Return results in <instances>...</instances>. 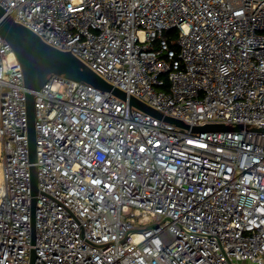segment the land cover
<instances>
[{
  "label": "built area",
  "instance_id": "obj_1",
  "mask_svg": "<svg viewBox=\"0 0 264 264\" xmlns=\"http://www.w3.org/2000/svg\"><path fill=\"white\" fill-rule=\"evenodd\" d=\"M0 5L128 97L55 73L34 91L33 243L27 89L0 35V264H264V0Z\"/></svg>",
  "mask_w": 264,
  "mask_h": 264
},
{
  "label": "water",
  "instance_id": "obj_2",
  "mask_svg": "<svg viewBox=\"0 0 264 264\" xmlns=\"http://www.w3.org/2000/svg\"><path fill=\"white\" fill-rule=\"evenodd\" d=\"M0 35L12 47L24 73L26 91V107H27V126L29 138V154L32 176V232L33 243L36 238L35 225V210H36V195L39 192L38 188V170L35 165L37 159L36 152V112H35V96L34 91L39 90L47 81L50 74H62L68 78L83 81L96 86L97 88L110 91L114 95L126 100L127 94L125 91L115 87L102 76L88 67L71 51L59 49L42 39L40 35L32 31L27 26L15 21L10 15L5 13L4 8L0 5ZM129 102L145 112H148L156 117H164L165 120L172 122L183 128H189V125L184 121L172 117L163 116L158 110L152 108L145 102L137 99L134 96L129 97ZM230 126L222 124H206L203 126H195L194 130H220L230 129ZM36 259V251L32 249L31 263L34 264Z\"/></svg>",
  "mask_w": 264,
  "mask_h": 264
},
{
  "label": "rangeland",
  "instance_id": "obj_3",
  "mask_svg": "<svg viewBox=\"0 0 264 264\" xmlns=\"http://www.w3.org/2000/svg\"><path fill=\"white\" fill-rule=\"evenodd\" d=\"M177 36H178V30L177 29L168 30V31H165V33H164V37H166L168 39L170 47L174 48L175 50H178V47L176 45Z\"/></svg>",
  "mask_w": 264,
  "mask_h": 264
}]
</instances>
